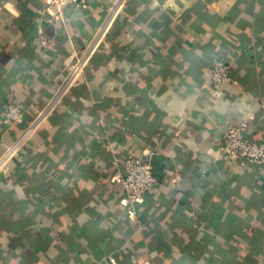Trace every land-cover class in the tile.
<instances>
[{"label": "crops", "instance_id": "1", "mask_svg": "<svg viewBox=\"0 0 264 264\" xmlns=\"http://www.w3.org/2000/svg\"><path fill=\"white\" fill-rule=\"evenodd\" d=\"M46 6L0 0V153L83 67L0 174V264H264V164L218 151L240 122L264 142V0H86L57 23ZM214 59L236 85L212 87ZM128 155L158 181L135 219Z\"/></svg>", "mask_w": 264, "mask_h": 264}, {"label": "built area", "instance_id": "2", "mask_svg": "<svg viewBox=\"0 0 264 264\" xmlns=\"http://www.w3.org/2000/svg\"><path fill=\"white\" fill-rule=\"evenodd\" d=\"M45 11L51 16L53 22H59L62 18L64 8L74 5L82 9L86 8V0H46ZM83 67L81 61L72 66L62 77L52 96L45 105L37 112L29 124L22 128L15 139L3 146L0 153V174L5 172L9 163L18 157L19 153L26 146L31 136L43 128L49 117L60 106L61 99L68 85L75 74L79 73ZM209 80L212 87L220 90L223 86L230 83L236 85L237 82L231 77L228 65L224 60L214 59L209 68ZM24 115L20 108L9 104L4 108L2 122L7 126L22 124ZM247 123L240 122L236 125H229L225 128L222 141L218 151L222 158L227 161H239L246 164H264V142L253 141L246 137ZM111 152L114 151V144L110 146ZM123 176L121 188L123 190L124 206L134 218L135 205L152 192L157 186V179L152 173L150 162H142L138 157L128 155L122 161ZM175 180H172L174 182ZM173 184V183H172ZM130 264H152L150 260L130 256Z\"/></svg>", "mask_w": 264, "mask_h": 264}]
</instances>
